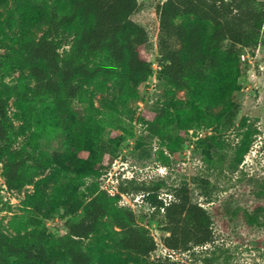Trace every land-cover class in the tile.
Instances as JSON below:
<instances>
[{
  "label": "rangeland",
  "instance_id": "1",
  "mask_svg": "<svg viewBox=\"0 0 264 264\" xmlns=\"http://www.w3.org/2000/svg\"><path fill=\"white\" fill-rule=\"evenodd\" d=\"M139 2L132 17L149 31L146 49L155 74L137 87V96L124 100L113 87L112 65L96 56L90 61L100 67L96 81L63 107L53 98L43 101L34 94L36 82L20 51V14L13 4L1 11L0 97L8 103L12 137L4 160L13 156L26 162L30 179L9 186L5 161L0 163V246L27 234L30 239L42 237L51 247L67 232V220L84 215L93 187L114 194L123 184L126 191L117 205L133 209L156 238L152 260L171 253L189 264H264V211L260 223L249 224L255 202H264V195H256L264 193V24L259 43L251 47L257 48L254 63L234 92L237 114L227 123L225 108L198 109L199 103L185 90L172 91L161 78L157 1ZM65 34L69 36L59 37L62 56L73 42L72 32ZM169 40L172 47L179 46L175 37ZM229 44L226 40L223 47ZM182 108L193 121L180 123ZM162 110L166 120L156 118ZM103 141L118 148L117 157L97 172L95 159L103 158ZM200 176L208 180V187L196 181ZM183 184L193 201L213 216L215 242L197 249L207 251L201 255L171 252L162 243L164 209L144 197L157 193L170 201L173 189ZM37 192L46 212L35 223L32 203ZM111 228V218L106 217L93 243L97 249L109 243Z\"/></svg>",
  "mask_w": 264,
  "mask_h": 264
},
{
  "label": "trees",
  "instance_id": "2",
  "mask_svg": "<svg viewBox=\"0 0 264 264\" xmlns=\"http://www.w3.org/2000/svg\"><path fill=\"white\" fill-rule=\"evenodd\" d=\"M12 4L20 14V51L36 82L33 92L43 101L53 98L63 107L81 95L100 71L90 62L96 56L112 65L113 87L124 100L137 96V87L155 74L146 49L149 31L132 17L141 6L139 0H0V15ZM157 13L158 45L164 60L161 78L172 91L185 90L199 103L198 109L215 105L225 108L227 123H231L237 114L234 92L240 89L239 78L250 66L242 54L246 49L253 56L257 52L251 47L259 43L264 0H165L157 4ZM68 31L73 42L62 56L59 37ZM39 32L42 34L36 36ZM172 36L179 46L170 45ZM226 40L230 44L223 47ZM7 106V100L0 97V163L5 161L9 186L18 187L30 178L26 162L13 156L4 160L6 145L12 141ZM185 109H179L184 117L180 123L193 121ZM156 118L166 120L167 114L162 110ZM117 149L108 141L100 143L103 158L95 159L97 172L115 160ZM35 159L41 162V158ZM196 181L208 187L206 178L200 176ZM93 189L84 215L67 220V232L51 247L42 237L30 239L27 234L6 239L5 246H0V264H189L171 253L151 259L158 247L156 238L133 209L117 205L126 191L123 184L114 194L99 187ZM256 195L264 193L258 191ZM173 196L166 201L157 193L144 195L164 209L162 243L171 252H207L197 249L215 242L211 212L193 201L185 184L175 187ZM43 201L37 192L32 203L37 213L35 223L46 212ZM263 204L255 202L250 225L260 223ZM106 217L111 218L112 226L109 243L97 249L93 243L101 236Z\"/></svg>",
  "mask_w": 264,
  "mask_h": 264
},
{
  "label": "built area",
  "instance_id": "3",
  "mask_svg": "<svg viewBox=\"0 0 264 264\" xmlns=\"http://www.w3.org/2000/svg\"><path fill=\"white\" fill-rule=\"evenodd\" d=\"M157 1V4L158 3H162L164 2L165 0H156ZM242 58L245 59V60H248L250 62V64H253L254 63V58L255 56L251 55L250 52L246 49L244 51V53L242 54Z\"/></svg>",
  "mask_w": 264,
  "mask_h": 264
}]
</instances>
